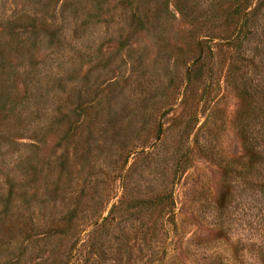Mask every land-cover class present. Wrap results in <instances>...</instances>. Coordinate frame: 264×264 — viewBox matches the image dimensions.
<instances>
[{"label":"rangeland","instance_id":"374dc122","mask_svg":"<svg viewBox=\"0 0 264 264\" xmlns=\"http://www.w3.org/2000/svg\"><path fill=\"white\" fill-rule=\"evenodd\" d=\"M0 264H264V0H0Z\"/></svg>","mask_w":264,"mask_h":264}]
</instances>
